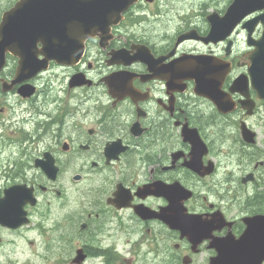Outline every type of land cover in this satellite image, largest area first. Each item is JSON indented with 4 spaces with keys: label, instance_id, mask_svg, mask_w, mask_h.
Masks as SVG:
<instances>
[{
    "label": "flooded vegetation",
    "instance_id": "af4514ba",
    "mask_svg": "<svg viewBox=\"0 0 264 264\" xmlns=\"http://www.w3.org/2000/svg\"><path fill=\"white\" fill-rule=\"evenodd\" d=\"M233 2L138 0L118 24L87 39L77 64L50 61L18 83L19 58L7 54L0 70V198L16 185L33 187L37 204L25 207L31 221L43 201L47 208L73 197L76 208L57 224L72 226L76 253L83 249L86 261H126L114 246L97 245V236L115 241L118 232L137 235L142 245L168 242V250L133 253L140 264H210L218 256L212 242L239 240L247 221L264 216V98L252 77L264 9L232 26L226 15ZM193 68L213 76L216 100L196 92ZM75 75L82 77L72 86ZM25 85L31 96L21 93ZM186 126L205 148L198 171L189 166ZM48 158L54 181L40 165ZM94 180L104 181L92 189ZM147 185L155 194L138 195ZM167 186L191 191L186 214L212 229L197 247L165 222Z\"/></svg>",
    "mask_w": 264,
    "mask_h": 264
},
{
    "label": "water",
    "instance_id": "95a60500",
    "mask_svg": "<svg viewBox=\"0 0 264 264\" xmlns=\"http://www.w3.org/2000/svg\"><path fill=\"white\" fill-rule=\"evenodd\" d=\"M138 0H19L13 8L2 14L0 22V70L4 67L7 54L19 58V68L14 83L31 79L48 68L50 61L61 65L73 66L81 59L87 39L110 30L122 19V14ZM264 9V0H234L226 18L232 19L236 26L246 16ZM258 21V20H256ZM38 45L42 48L38 49ZM262 50L258 51L252 62L258 68L252 74L257 88L262 89L264 98V36ZM39 56H43L40 59ZM191 78L199 80L196 92L216 100L215 85L210 82L213 76L206 70L193 68ZM80 75L72 78L71 85L79 84ZM240 82V80H238ZM204 90L206 92H204ZM25 96H31L34 89L25 85L21 89ZM219 96V94L217 95ZM182 135L192 144L191 169H200L201 156L205 148L196 130L186 126ZM108 159L113 158V148H108ZM50 180H55L57 170L53 160L48 158L40 164ZM152 186H144L138 195L155 194ZM120 189L118 194H120ZM164 194V192H163ZM166 196L170 205L166 208L165 222L187 236L193 247H197L211 228L199 221V216L186 214L183 201L192 196V192L167 186ZM35 206L37 199L34 188L16 185L7 189L0 198V225L9 229H18L29 224L26 205ZM167 215V216H166ZM248 228L239 239L230 236L212 242L218 256L210 264H262L264 261V216H257L247 221ZM86 259L83 249L78 250L75 264H82Z\"/></svg>",
    "mask_w": 264,
    "mask_h": 264
},
{
    "label": "rangeland",
    "instance_id": "374dc122",
    "mask_svg": "<svg viewBox=\"0 0 264 264\" xmlns=\"http://www.w3.org/2000/svg\"><path fill=\"white\" fill-rule=\"evenodd\" d=\"M2 6L7 11L10 8L11 0H1ZM2 14V13H1ZM1 16V15H0ZM87 122L84 121V124ZM104 181V180H103ZM103 181L94 180L91 188H98ZM80 187L83 188L82 184ZM73 197L69 196L65 201L55 200L51 206L45 207L44 201L38 209L32 211L30 224L21 230L0 231V235L5 238V245L0 248V264H72L71 260L76 256V239L72 240L74 233L72 226L60 229L57 220L64 215L72 212L76 205ZM46 217V218H45ZM126 234V233H125ZM119 235L120 239L112 241L102 235L97 236V245H112L126 261H118V264H140L135 261L133 253L143 256L144 253H158V250H168V242L161 243L159 246L140 244L138 236ZM123 238L131 240L130 243ZM58 245H61L59 248ZM154 249V251H150ZM130 250V251H129ZM94 254V252H93ZM152 257V256H149ZM84 264H104L102 258H91ZM146 264V263H145Z\"/></svg>",
    "mask_w": 264,
    "mask_h": 264
},
{
    "label": "trees",
    "instance_id": "16d2710c",
    "mask_svg": "<svg viewBox=\"0 0 264 264\" xmlns=\"http://www.w3.org/2000/svg\"><path fill=\"white\" fill-rule=\"evenodd\" d=\"M13 0H11L12 2ZM0 5L2 6L1 0H0ZM5 9L3 7L0 8V14L4 11Z\"/></svg>",
    "mask_w": 264,
    "mask_h": 264
}]
</instances>
